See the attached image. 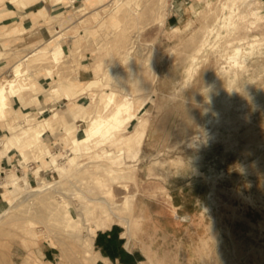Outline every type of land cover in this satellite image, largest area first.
Listing matches in <instances>:
<instances>
[{
  "label": "rangeland",
  "instance_id": "obj_1",
  "mask_svg": "<svg viewBox=\"0 0 264 264\" xmlns=\"http://www.w3.org/2000/svg\"><path fill=\"white\" fill-rule=\"evenodd\" d=\"M84 5L43 0L25 28H0V141L25 114L39 120L68 104L92 115L105 89L117 100L128 95L136 118L98 138L102 146L81 148L54 123L42 137L50 165L28 151L0 153V264H80L79 245L60 256L56 241L65 233L50 208L69 210L84 235L126 195L133 201L125 236L144 255L141 264H264V0ZM14 7L6 0L0 12ZM64 84L75 97L53 98ZM41 106L48 111L39 115ZM88 117L72 123L79 136ZM139 121L145 135L131 159L111 137ZM107 159L133 176L105 180L96 165ZM11 175L16 190L8 194L2 184ZM46 196L52 205L39 212Z\"/></svg>",
  "mask_w": 264,
  "mask_h": 264
},
{
  "label": "bare ground",
  "instance_id": "obj_2",
  "mask_svg": "<svg viewBox=\"0 0 264 264\" xmlns=\"http://www.w3.org/2000/svg\"><path fill=\"white\" fill-rule=\"evenodd\" d=\"M4 1L6 0H0V3ZM7 1L15 4L17 7H25L37 0ZM64 1L65 0H51V3L53 6H60ZM112 1L115 0H85L83 9L85 10L87 6L98 9L99 7H102L104 5H108ZM70 2L72 1H69V3ZM44 10L45 8L41 9L39 11V14H42ZM2 16L3 15H0V17ZM2 46L3 45L1 44V47ZM106 76L107 74H103L101 78L85 83V87L91 88L97 86L98 84H101L103 80H105ZM114 76L120 78L121 75L118 71H115ZM85 87H83V89H85ZM105 90L102 91L100 98L102 99L100 103V111L97 110L93 112L92 115H90V113L88 114V109H85L81 105L70 107L68 106V104L66 107H64L65 109L63 113L59 114L57 112L52 113V111H49L51 112L49 117H43L39 120H37L32 115H23L24 124H19L16 126L10 125L8 134L0 141V153L4 156H8V153L13 150L25 155L28 151L30 153H33L34 158L39 159L40 156H44L43 160L45 161V164L50 165V162L47 158L45 146L42 145V137L44 133L47 132V129H52V125L56 122H61V129L65 133V139L71 140V143L74 144L76 148H81L84 144L93 140L96 141L98 145L102 146L103 141L102 139L98 141V138H102L104 135H106L108 130L125 126L127 123H129V121L136 118L134 102L128 95L122 100H117L116 94L114 92H106ZM52 92L53 93L51 95H53V98L58 96H65L67 97L68 101L70 99H73L75 97L74 95L77 93V91L71 88L68 84L56 86ZM142 105L143 103L139 104L138 108H141ZM38 111V114L42 115L45 114L48 110L44 106H41ZM84 115L89 116L88 120L86 121V131L82 136H79L77 134L76 127H74L72 123L75 121V119L84 117ZM145 129V121H139L137 127L133 131L129 132L128 134H122L120 132L114 131L111 139L114 140L115 147L124 148L126 150V154H128L127 156L133 159L138 156L141 150L143 138L145 135ZM103 161H105L107 165L99 164L96 165V167L98 171H102L105 180L117 181L118 183L120 181L130 179L133 176V174L127 170V167L114 166L112 163L114 159H107ZM56 169L61 174L64 168L57 167ZM46 187L49 188V185ZM2 188L4 191H6V193L8 192V194L13 193L14 190H16V181L13 179L12 175L8 177L7 182H4L2 184ZM43 188L45 187H39V190L41 191L43 190ZM29 192H35V190H29ZM107 193L110 194L109 191ZM50 196L43 197L36 202L39 212L47 209L49 210L50 205H52ZM18 198V196H15L12 201L17 200ZM132 201L133 195H126L121 204H113L111 209H109V207L106 205L108 210H102L100 214L94 219L92 226L85 225L86 227H84V235H79L76 231L78 223L76 219L72 217L69 210H57L55 207L53 208L54 212H52V208H50L51 210L49 214L53 216L54 222L56 221L57 225H60L56 228L59 229V227H61V231L65 233V237H60L56 241L60 256L65 257L68 251L74 250L76 248L75 246L79 245V254L81 257L80 264H89V262L91 261L95 263L96 257L92 248L93 238L95 234L98 231L107 230L108 228H110L113 222L117 220V224L120 225L121 228L125 229V232L122 234L123 236H125L129 221L124 215L131 211ZM86 215H88V213Z\"/></svg>",
  "mask_w": 264,
  "mask_h": 264
},
{
  "label": "crops",
  "instance_id": "obj_3",
  "mask_svg": "<svg viewBox=\"0 0 264 264\" xmlns=\"http://www.w3.org/2000/svg\"><path fill=\"white\" fill-rule=\"evenodd\" d=\"M43 0H37L25 7L12 8L6 10V12H0V28L11 27L15 30L19 28H25L26 24L31 23V18L36 16V13L31 9L37 4H40ZM29 7V8H28ZM38 13V12H37ZM32 14V15H31ZM37 18V24L41 19ZM16 25V26H15ZM24 26V27H23ZM0 32L2 33V31ZM5 30H3L4 32ZM50 162V161H49ZM125 231L118 228L98 231L93 238V252L96 257L95 264H141L144 258L142 252L134 245L132 238H126L122 234ZM127 235V232H126Z\"/></svg>",
  "mask_w": 264,
  "mask_h": 264
}]
</instances>
